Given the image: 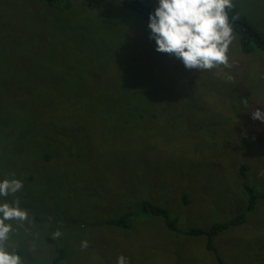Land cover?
<instances>
[{
  "label": "rangeland",
  "instance_id": "374dc122",
  "mask_svg": "<svg viewBox=\"0 0 264 264\" xmlns=\"http://www.w3.org/2000/svg\"><path fill=\"white\" fill-rule=\"evenodd\" d=\"M72 1L75 9L67 13L65 28L74 27L73 18L80 16L87 30L115 32L114 43L111 42L115 51L128 47H145L149 51L148 41L140 33L134 38L127 33V41L120 43L118 25L125 24L123 30L127 31L133 19L122 0H104L101 11L98 6L87 7L93 0ZM151 1L159 5V0ZM29 2L39 8L44 6L40 0H0V75L13 70L5 59L12 53L4 54L8 47L2 40L3 32L14 25L17 17L24 21L31 18ZM233 5L230 13L247 15L264 34V0H233ZM101 19H106L109 26H103ZM33 20L40 24L34 17ZM41 31L25 46L29 60L33 59L31 54ZM143 33L151 35L147 22ZM228 54L230 69L202 72L187 70L174 55L167 54L176 66L168 67L169 79L158 100L166 102L174 92L177 95L169 103V112L188 107L181 109L186 114L180 122H175L174 116L153 120L170 132V138L171 134L181 135L187 144L172 138L171 146L132 149L128 138L148 135L158 144L167 141L161 132L149 133L139 124L129 127L101 119L89 124L103 136L94 134L101 145L91 138L90 152H76L66 142L46 144L40 158L50 159L38 163L37 153H0V181L19 179L24 185L15 195L0 197V203H12L18 198L20 207L28 212L26 221L7 222L13 228L9 251L18 254L23 264H54L60 251L66 258L64 264H117L121 255L130 264H264V122L253 120L250 114L257 107L264 111V56H243L237 37ZM161 57L164 58L162 54ZM67 59L46 52L29 64L25 76L34 75L32 71L46 62H55L60 70ZM113 64L97 78L120 83L121 72L113 73L114 69L118 71ZM70 74L56 80L58 90L80 85L79 90L88 88L87 76L69 84L73 78ZM207 90L211 97L219 98L209 97ZM227 90L231 95L223 100ZM59 120L64 123L63 116ZM69 127L78 131V125ZM56 136L57 132L56 141L67 139L66 134ZM76 143L79 145V140ZM144 202L166 209L180 233L168 231L167 221L151 214H141L131 229L108 224L129 211L138 213ZM251 202L257 204L249 212ZM239 217H244L245 223L215 236L211 249L206 237L186 234L189 229L210 230ZM84 241L88 242L87 248H82Z\"/></svg>",
  "mask_w": 264,
  "mask_h": 264
},
{
  "label": "trees",
  "instance_id": "16d2710c",
  "mask_svg": "<svg viewBox=\"0 0 264 264\" xmlns=\"http://www.w3.org/2000/svg\"><path fill=\"white\" fill-rule=\"evenodd\" d=\"M40 1L44 2V6L41 8L33 2L28 3V9L31 11L29 20L24 21L17 17L13 21L14 25L3 32L5 36L2 40L7 43L8 47L4 54L12 53L5 59L11 64L9 67L13 70L9 74L0 75V153H37L38 163L42 159H50L49 157L40 158V153H45L46 144L66 142L76 152L77 150L80 153L90 152L91 138L97 141L96 145H101L99 138L94 134L99 137L103 136L97 134L89 124L96 123L101 119L114 120L129 127L139 124L140 128L146 129L149 133L161 132L167 141L158 144L148 135L138 139L128 138V146L132 149L147 150L155 146H171L172 138L174 141L182 139V144L188 143L187 139L185 140L181 135L171 134L170 138L168 136L170 132L153 120L174 116L175 122H180L186 114L182 113L181 109L184 110L188 107V105H184L174 112H169L172 107L169 103L174 102L177 95L174 92L168 97V101L158 100V95L164 94L165 80L169 79L170 72L166 70L171 65L176 66L172 59L162 58V53L155 50L154 46H157L155 41L143 33L144 22L149 25V16L154 13L158 4L151 0H122L124 8L133 19H131L127 31L123 30L125 24L118 25L121 28L120 43L127 41L125 38L127 33L130 38H134L140 33L148 41L149 51H146L145 47H128L122 51L120 49L118 52L113 49V44H111L115 40V32L112 30H87L81 24L80 16L73 18L72 25L74 27L65 28L68 21L67 13L75 9L72 0ZM103 1L93 0L87 7L92 9L98 6L101 11ZM75 12L77 14V11ZM229 16L230 19L234 18L231 20L233 33L234 37L238 38L243 56L258 59L264 56V34L250 22L247 15L229 13ZM33 17L40 23L39 25L34 23ZM2 21L0 16V23ZM100 23L103 26H109L106 19H101ZM111 25H117V23ZM39 29H42L40 39L31 54L33 59L29 60L25 46ZM74 43H76L75 47H72ZM59 46H62L61 50H58ZM102 46L103 48L100 50L99 47ZM46 52L55 58L65 56L68 58V62L63 61L60 70L56 68L55 62L42 63L43 67L40 66L32 71L35 73L34 75L25 76L29 64L35 62V58L41 57ZM113 63L118 67V71L114 69L113 73L121 72L120 83L115 84L110 79L97 78L111 69L114 66ZM72 66L75 68L74 70ZM69 74L73 77L69 84L77 82L81 76H87L88 86L85 80L83 82L88 88L79 90L80 85L77 88H70V90H58L55 85L56 80L68 77ZM231 85L232 91H234L235 84ZM207 91L211 97V92ZM98 92H100L99 96H97ZM230 95L231 93L227 90L223 100ZM211 98L217 100L219 97ZM204 100L209 101L208 98ZM64 103H67L68 106H63ZM158 110L161 112L156 113ZM164 113L165 115H163ZM157 114L162 115L158 116ZM61 116L64 118V123H60L59 117ZM161 124L169 126V123ZM69 125H78V131H73ZM55 132H57V136L66 134L67 139L54 140ZM76 140H79L80 146L77 145ZM104 146L106 147V145ZM22 161L25 162L24 159ZM249 192L253 195L252 189ZM256 204L251 202L248 211L252 212ZM138 210H140L138 213L129 211L121 215L118 218L120 220L112 218L108 224L111 227L131 229L141 214H151L166 220L168 231L180 233L176 221L169 219V212L166 209L144 202ZM244 223L245 218L239 217L229 223L216 224L210 230L189 229L186 234L191 237H206L209 249H211L215 236ZM59 256L60 258L56 259L54 264L66 262L63 251L59 252Z\"/></svg>",
  "mask_w": 264,
  "mask_h": 264
},
{
  "label": "clouds",
  "instance_id": "9594fccd",
  "mask_svg": "<svg viewBox=\"0 0 264 264\" xmlns=\"http://www.w3.org/2000/svg\"><path fill=\"white\" fill-rule=\"evenodd\" d=\"M233 7V0H159L158 7L149 16L148 25L150 39L157 45L155 50L167 59H171L167 54L174 55L187 70L230 69L228 53L235 37L231 24L234 18L230 19L229 13ZM250 114L253 120L264 122L261 107L251 110ZM23 186L19 179L0 181V197L15 195ZM27 219L28 212L20 207L18 198L12 203H0V264H23L18 254L9 251L13 228L7 222ZM87 247L88 242H82V248ZM117 264L130 262L121 255Z\"/></svg>",
  "mask_w": 264,
  "mask_h": 264
},
{
  "label": "bare ground",
  "instance_id": "6f19581e",
  "mask_svg": "<svg viewBox=\"0 0 264 264\" xmlns=\"http://www.w3.org/2000/svg\"><path fill=\"white\" fill-rule=\"evenodd\" d=\"M246 188V187H245ZM249 188V187H248ZM226 208V207H225ZM224 209V208H223ZM218 232V231H217Z\"/></svg>",
  "mask_w": 264,
  "mask_h": 264
}]
</instances>
